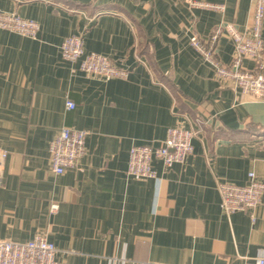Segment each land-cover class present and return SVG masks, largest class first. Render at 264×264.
<instances>
[{
    "label": "crops",
    "instance_id": "obj_1",
    "mask_svg": "<svg viewBox=\"0 0 264 264\" xmlns=\"http://www.w3.org/2000/svg\"><path fill=\"white\" fill-rule=\"evenodd\" d=\"M206 1L225 8L0 0V11L40 24L36 38L0 28V239L44 233L61 264H251L264 256V193L252 220L226 212L218 190V181L247 184L251 171L264 181V100L218 79L190 44L224 22L250 32L255 0ZM78 33L85 52L109 56L128 75L103 80L64 60L61 42ZM234 48L221 36L218 58L231 63ZM243 65L253 69L255 60ZM175 125L201 128L185 162L165 168L155 159L159 182L129 175L130 148L161 144ZM63 126L89 134L80 167L57 174L49 145Z\"/></svg>",
    "mask_w": 264,
    "mask_h": 264
},
{
    "label": "built area",
    "instance_id": "obj_2",
    "mask_svg": "<svg viewBox=\"0 0 264 264\" xmlns=\"http://www.w3.org/2000/svg\"><path fill=\"white\" fill-rule=\"evenodd\" d=\"M192 9L202 8L223 11L224 4L206 0H182ZM264 22V0H255L252 30L242 31L234 22L216 25L209 39L203 40L197 34L190 38V44L203 59L208 62L220 80L230 81L244 95L264 100V41L262 26ZM0 28L36 38L40 24L33 18L23 17L17 12L0 11ZM223 35L234 42V57L231 63L222 62L216 53V44ZM64 60L80 62V68L88 75L103 80L125 78L129 69L114 62L109 56L99 52H85L84 37L81 33L67 36L60 45ZM246 58L255 60V67L247 69L243 63ZM68 109L75 108L72 100L66 101ZM199 123V118H194ZM201 128L171 126L161 144H135L130 148L127 173L135 178H153L160 181L153 162L158 159L165 168L174 163H184L193 151V138ZM88 130L72 126H63L49 145L51 170L63 174L69 169L79 168L86 152ZM249 182L245 185L228 181H218L221 205L228 212L244 210L256 218V210L264 193V181L254 171L249 173ZM51 205V211L58 209ZM0 264H61L58 250L46 234L37 233L25 241L0 239ZM248 264V263H244ZM251 264H264V256L257 257Z\"/></svg>",
    "mask_w": 264,
    "mask_h": 264
}]
</instances>
